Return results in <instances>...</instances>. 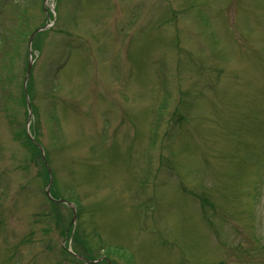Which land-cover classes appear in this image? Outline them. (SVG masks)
<instances>
[{"label":"rangeland","instance_id":"obj_1","mask_svg":"<svg viewBox=\"0 0 264 264\" xmlns=\"http://www.w3.org/2000/svg\"><path fill=\"white\" fill-rule=\"evenodd\" d=\"M45 7L0 0V264H264V0Z\"/></svg>","mask_w":264,"mask_h":264},{"label":"trees","instance_id":"obj_2","mask_svg":"<svg viewBox=\"0 0 264 264\" xmlns=\"http://www.w3.org/2000/svg\"><path fill=\"white\" fill-rule=\"evenodd\" d=\"M29 146L34 150V152L38 155L40 152L38 151L37 147L29 142ZM56 196V195H55ZM57 197V196H56Z\"/></svg>","mask_w":264,"mask_h":264}]
</instances>
